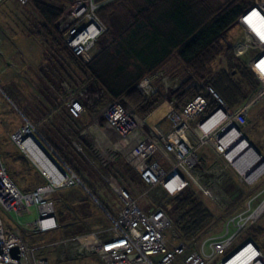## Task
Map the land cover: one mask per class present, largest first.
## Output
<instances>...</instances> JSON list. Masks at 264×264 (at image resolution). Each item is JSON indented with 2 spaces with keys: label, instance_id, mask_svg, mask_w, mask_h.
Wrapping results in <instances>:
<instances>
[{
  "label": "built area",
  "instance_id": "obj_1",
  "mask_svg": "<svg viewBox=\"0 0 264 264\" xmlns=\"http://www.w3.org/2000/svg\"><path fill=\"white\" fill-rule=\"evenodd\" d=\"M28 1L17 0L20 5ZM67 8L63 18L70 21V28L63 33V40L74 53L88 54L109 29L97 14L99 5L93 0H75ZM238 24L241 33L232 44L234 48L241 51L264 48V0L250 7L235 25ZM255 73L262 82L259 92L249 103L232 109L210 86L200 83L191 74L186 78L158 70L144 77L136 89L147 101L161 97L156 110L163 105L168 109L162 118L149 123V117L156 110L140 118L131 105L117 99L107 102L82 128L80 138L99 144L133 165L146 186L141 196L150 202L147 211L117 181L103 176L111 195L119 202V208L117 205L113 211L105 209L39 135L37 127L22 116L23 126L10 133L9 138L38 169L44 183L21 190L9 175L0 154V207L9 215L26 213L31 208L36 214L33 221L13 219V227H5L0 218V264H49L39 255L46 248H52L59 260L87 256L98 257L105 264H177L181 256H185L184 264H264V254L253 240L246 239L235 246L244 231L264 212V201L260 203L258 195L250 197L243 210L230 217L224 236L209 237L196 249L179 239L166 209L167 201L189 186L187 173L205 165L206 151L215 156L217 173L230 169L247 185L262 176L263 173L253 177L244 172V167L252 162V157L246 153H240L234 161L229 157L240 142L251 145L242 128L247 124V112L253 101L264 99V65ZM186 89H194L198 95L177 110L174 94ZM102 92L101 89L93 93L76 91L66 86L60 97L70 115L78 119L92 106L88 100H95L96 94ZM163 120L165 128L160 125ZM30 139L39 148V159L31 157L25 149ZM218 160H223L225 166ZM203 179L208 195L216 203L228 204V199L218 194L219 181L205 176ZM77 186L101 208L107 226L61 237L47 245H33L24 239V232L39 235L58 231L54 195ZM14 248L16 256L12 254Z\"/></svg>",
  "mask_w": 264,
  "mask_h": 264
},
{
  "label": "trees",
  "instance_id": "obj_2",
  "mask_svg": "<svg viewBox=\"0 0 264 264\" xmlns=\"http://www.w3.org/2000/svg\"><path fill=\"white\" fill-rule=\"evenodd\" d=\"M4 1L2 0L0 4ZM13 1L12 4L17 9L11 13L17 30L40 44L43 57L48 62L44 67L45 73H41L55 91L51 106L54 108L55 127H58L52 131V138L47 137L38 127L37 131L56 155L79 177L86 189L110 211H113L119 202L111 195L105 182L98 180L97 188L86 184L80 177V172H76L64 158L69 157L71 161L72 157H76L72 144L77 142L76 140L80 141L79 131L95 113L112 100H124L135 109L140 118L152 114L160 105L161 97L147 101L139 94L136 85L147 75L161 70L160 68L171 58H175L183 66V72L190 73L196 79H204L208 66L223 52L224 34L258 2V0H224L220 3L215 2L216 0H145L146 6L130 14L129 23L118 36L111 37L108 29L104 33L108 38L105 46L93 58L85 60L83 54L74 53L63 40V30L60 29L65 10L63 7L49 0H29L25 5H20L17 0ZM61 1L69 5L67 0ZM93 1L99 5L98 16L108 25V17L114 10L113 0ZM121 1L124 3L123 7L130 11L133 0ZM44 58H41L42 62L45 61ZM244 72L246 73L245 70L242 71ZM219 75L211 79V88L230 108L246 99L247 94H242L241 86L233 81L232 74ZM91 83L98 85L104 93L103 97L90 106L86 115L78 119L73 118L66 106H62L63 109L60 107V93H63L66 86L81 90ZM45 92L52 93L49 87L45 88ZM197 95L194 89L175 93V108L182 109ZM23 114L30 121L28 116ZM123 161L125 162L124 159ZM126 174L129 177L130 173L125 171V177ZM43 183L42 178L31 188ZM77 188L86 194L81 186ZM123 188L130 193L127 187ZM185 191L186 189L171 198V210L169 211L167 207L166 209L174 220L179 239L189 243L194 237L210 230L214 219L191 190ZM87 196L91 199L88 194ZM89 231L92 230L82 233ZM56 232L58 233V231L52 233L49 241L40 245H47L61 238ZM260 232L258 227H252L250 229L252 236L246 239L253 240L264 254V245L260 246L256 239ZM43 252L42 250L39 255L45 257Z\"/></svg>",
  "mask_w": 264,
  "mask_h": 264
},
{
  "label": "rangeland",
  "instance_id": "obj_3",
  "mask_svg": "<svg viewBox=\"0 0 264 264\" xmlns=\"http://www.w3.org/2000/svg\"><path fill=\"white\" fill-rule=\"evenodd\" d=\"M49 1L59 5L60 7H63L65 9V13V11L68 9L67 7L75 0H67L69 4L68 6L64 4L61 0ZM223 1L224 0H216L215 2L220 3ZM13 2V0H5L2 4H0V43H6L4 46L0 45V60H2V58H5V62L11 61V68H9V66L5 65L4 63L7 72L4 75L0 76V88L3 89L5 92V95L0 93V109L7 108L8 111H10L12 109L11 107H13L9 98H13L12 102L16 104L14 100L15 98L11 96L10 89L8 87L9 85H7L6 83L10 76H15L17 74L16 69H14L15 66L17 67L22 65L20 61L24 57V59H27L30 62L34 61L37 65L41 62L42 65L40 63V70L42 73H45L44 67L48 64V62L43 57L44 53L40 44L33 38L30 39V42L37 45L34 50H18V40L22 41L26 39V35L17 34V27L14 23L13 15L11 13L12 10L14 11L17 9L15 8V5L12 4ZM112 3L114 10L108 17L109 32L111 33V37H117L118 34L129 23L130 14L141 7H145L146 4L145 0H133L131 10L128 11L123 7L124 3L121 0H113ZM258 3H260V0H258V2L254 4L255 7ZM69 23L70 21H65L64 18L62 19L60 29L63 30V33L70 28L68 25ZM240 33L241 30L239 29V24L232 27L229 32H226V34L222 38L224 44L222 54L208 66L205 78L197 79V81L203 83L205 86L211 87L212 78L220 76L219 74L221 73H229L230 75L232 74L233 81L241 86L242 94H247L246 99L244 101H242L240 104H236L231 107L233 109H238L243 105L249 103L257 95L262 86V82L257 77L255 72L260 66L264 65L263 47H260L258 50L253 51H241L233 47L232 44L239 37ZM107 40L108 38L103 35L99 39L95 48L90 53L83 55L84 59L90 60L91 58H93L99 52V50L105 46ZM1 53L4 54L2 55ZM41 58H44L45 61L42 62L43 60ZM160 69L165 70V72L169 75L180 74L186 78L190 76V73L185 71L183 72V66L180 65L175 58H171ZM244 70L246 71L248 76L245 72L242 73V71ZM55 86L58 87L57 84H55ZM68 87L72 90H80L78 88L75 89L70 86ZM99 90L100 88L98 87V85L91 83L89 85H86V87L81 89L80 91H89L90 93H93ZM103 95V92L99 95L96 94L95 100L91 99L88 101L92 102L93 104H91L94 105L96 101L103 97ZM59 101V105L63 109V107H65L63 99L60 97ZM247 115L248 121L247 124L242 128V131L251 143V145L258 151L260 157L264 162V99L258 98L257 100L253 101L251 107L247 112ZM163 116L164 105L155 111L153 117H151L148 122L154 123ZM28 118L30 119L31 123H33L36 127L39 128V125L30 116H28ZM164 120L160 123V125L166 123ZM161 127L165 128L164 125H162ZM81 130L79 132H81ZM10 133H12L11 130H5L4 132H2L3 139L7 142V147L4 146L6 149L3 150L2 148L3 152L6 153L5 154L2 152L4 156L2 160L5 163V167L7 168L9 175L11 174L10 176H12L14 179L17 176L16 179L19 178L23 182L26 181L31 183L33 179L36 178V176H34L31 167H29L30 165H27L25 161L20 157V153H18L16 147L9 142ZM76 141L77 142H75V144L74 142L72 144L76 153V157L71 158V161L73 162L68 159L69 157L64 158L76 172H80V177H82V180L86 184L97 188L98 180L103 181V176L107 178L109 177L110 179L117 181L123 187H127L130 191V195L137 200V204L142 209H144L145 211L150 209V202L147 200V198L141 196V193H143V191L146 189V186L140 180L139 174L137 173V171H135L133 165L127 162L125 163L122 157L107 152L99 144H96L90 140L89 142L85 138H80L81 142L78 140ZM206 156L207 157L205 159L204 166L198 167L196 171H189L187 173L190 182L189 186L186 188V191L191 190L193 192V194L198 198V200L213 215L214 222L210 230L208 229L209 231L207 230L205 233H201L200 235L194 237L191 241H189V243H187L189 247L193 249L198 248L200 244H202L209 237L224 236L227 230L226 225L227 222L230 220V217L242 211L246 201L250 197L258 195V201H260V203L264 201V172L255 183H253L252 185H247L241 182L237 178L235 172L231 171L230 169L226 170L225 173H217L214 170V165L216 163L215 156L209 153L208 151H206ZM222 161L223 160H218V163L222 166H225ZM217 170L219 169L217 168ZM125 171L130 173L129 177L132 180L129 179L128 174H126V179V177L124 176ZM209 172H211V174ZM203 176H205L206 179L209 178V180L219 181L217 185L218 194L224 197V199H228V204L216 203L213 200L212 196L208 195L206 191L205 179L202 180ZM65 193H68L71 196H67L66 198ZM89 199L90 198L87 196V193L85 194V192L80 188L71 189V191H62L54 195L58 219L62 225V229L58 233L56 232L58 236L64 237L69 235L65 233V227H68L69 224H75V221L79 219L77 215L80 213L79 211H77L78 208H83V210L81 209L82 212L88 211L85 207L90 208L93 205L91 199ZM166 204L167 209L170 211L172 207L170 199L167 201ZM35 216L36 214L34 208L29 209V211L26 213L9 215L0 207V218L2 219L5 227L15 226L13 219H18L20 222L33 221L35 219ZM252 227H258L260 229L261 232L259 235L256 236V239L260 246L264 245L263 212L260 215L259 219L256 220L254 224L250 225L244 231L243 235L241 236L240 240L236 242L235 246L240 245L246 238H251L252 235L250 233V229H252ZM72 228L75 227H71V229ZM230 230H232V228H230ZM80 233L82 232H79V234ZM70 234L71 235L69 236H72V233ZM51 235L52 233L39 235H33L26 232L23 233L25 239L33 245H40L49 241ZM43 251V253H45V258L49 261V264H105L98 257L87 256L59 260L57 254L52 248H46ZM206 252L209 253L208 248H206ZM184 259L185 256L179 257L177 264H184Z\"/></svg>",
  "mask_w": 264,
  "mask_h": 264
},
{
  "label": "crops",
  "instance_id": "obj_4",
  "mask_svg": "<svg viewBox=\"0 0 264 264\" xmlns=\"http://www.w3.org/2000/svg\"><path fill=\"white\" fill-rule=\"evenodd\" d=\"M227 32H229V30ZM17 34L26 35V39L22 41L18 40V50L28 51L34 50L36 48L37 45L30 42V38L27 36V34H23L19 30H17ZM5 44L6 43L3 42L0 43V45L3 46ZM1 54L3 55L4 53ZM4 60L5 58H2V60H0V76L4 75L7 72L5 65L11 68V61L5 62ZM20 62L22 63V65L17 67L15 66L14 68L16 69L17 74L15 76H10L6 81L7 85H9L8 87L10 89L11 96L15 98L14 100L16 104H14V102H12V100L9 98L13 106L11 107L12 109L10 111H8L7 108L0 109V154L2 159L4 157L3 153H5L3 152V150L6 149L4 146L7 147V142L3 139L2 132H4L5 130H11V132H14L19 129L22 126V116L24 115L23 113H26L28 116H30L39 125V128L47 137H51L52 131L56 127H58H55V123L53 120L54 108L51 106L53 105V95L55 91L52 85L48 83L47 79L41 73L40 67L42 63L40 62L41 65L40 63L37 65L34 61L30 62L29 60L24 59V57ZM46 87H49L52 93H46ZM0 93L5 95L4 90L1 88ZM9 142L16 147L18 153H20V157L25 161L27 165H30L29 167H31L34 176H36V178H34L31 183L26 181L23 182L19 178L16 179L17 176L15 177L16 180L12 176L11 178L21 190H29L32 186L36 185L42 179V176L38 169L34 166V164L19 150L17 145L10 139ZM75 188L77 187L62 189L57 193L67 190L71 191V189ZM65 194L66 198L67 196H71L68 193ZM92 204L93 205L90 208L85 207L88 210L87 212H82L81 209L83 210V208H78L77 211L80 212L79 214H77L79 219L75 221V224H69L68 227H65V233L69 235H71L70 233H72V235H76V233L79 234V232H83L86 230H96L107 226L108 221L101 208L95 203ZM58 223L60 227L58 230L59 232L62 229V225L59 219ZM71 227L75 228L71 229Z\"/></svg>",
  "mask_w": 264,
  "mask_h": 264
},
{
  "label": "bare ground",
  "instance_id": "obj_5",
  "mask_svg": "<svg viewBox=\"0 0 264 264\" xmlns=\"http://www.w3.org/2000/svg\"><path fill=\"white\" fill-rule=\"evenodd\" d=\"M167 111V106L164 105V115ZM25 149L31 157L37 159L40 158V153L38 150L39 148L33 143L32 139H30V142H27V144H25ZM240 153H246V156L252 157L250 166L248 165V167H244V172H246L247 175H253V177H255L264 172V162L262 158L256 154V152L251 148L248 142H240V144H238L236 148L231 151L229 157L234 161L238 158V155Z\"/></svg>",
  "mask_w": 264,
  "mask_h": 264
},
{
  "label": "water",
  "instance_id": "obj_6",
  "mask_svg": "<svg viewBox=\"0 0 264 264\" xmlns=\"http://www.w3.org/2000/svg\"><path fill=\"white\" fill-rule=\"evenodd\" d=\"M250 146H251V148L256 152V154L259 155L258 151H257L252 145H250ZM259 156H260V155H259ZM12 254H13L14 256H16V254H17V249H16V248L12 249Z\"/></svg>",
  "mask_w": 264,
  "mask_h": 264
}]
</instances>
